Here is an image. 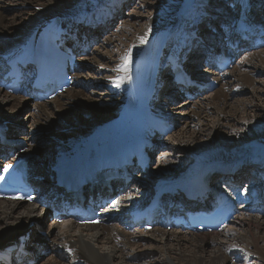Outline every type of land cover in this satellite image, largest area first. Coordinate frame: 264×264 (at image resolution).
I'll list each match as a JSON object with an SVG mask.
<instances>
[{
  "label": "bare ground",
  "instance_id": "1",
  "mask_svg": "<svg viewBox=\"0 0 264 264\" xmlns=\"http://www.w3.org/2000/svg\"><path fill=\"white\" fill-rule=\"evenodd\" d=\"M127 1L128 0H1L0 68L4 62L10 60L22 51H36V47L41 40L42 31L45 29L47 23L51 22L54 18H59L62 21L64 28L62 38H65L66 40L71 39L75 47H77L76 49L85 53V56L90 54L89 59L97 62L95 64H97L98 73V71H101L98 69L100 68V65L98 64L101 61L98 62L95 53V46L93 48V45L96 44L97 41L94 42V37L91 36L87 28L96 24L97 27L94 29V31H96L98 28L105 27V25L109 26L115 21V17L121 8V5ZM131 1L132 0L128 1V3ZM239 1V7L242 6L244 11L248 7L252 6L250 9L251 14L255 13V15H260L261 12H264V7L259 8V4L264 0H238V2ZM10 2H14L17 6L20 4H33V12L30 10L26 12L23 11V9H17L21 6H16L14 9L10 10ZM205 3L206 0H162L157 5L155 12L147 18L148 20L145 26L134 32H126L130 35V38L128 39L129 43H126L127 48H124L119 52V56L116 61L114 59H109L114 62V65H112L111 68L105 69L106 72L109 70H115L114 75H105L107 78L106 80L111 83L114 90L115 100L114 105H112L114 107H108L106 104L98 106L97 100H94L85 94L81 84L76 85L75 83L72 87V84H74L73 82L69 87L71 90L68 88L69 90H64L61 94L56 95L52 100L39 103L35 102L33 98L8 94L0 88L1 104L8 106V109L10 110V108H17L16 102L19 104H28L30 102L33 104L30 113L35 114V118L37 119L36 126L38 129L35 131H31L26 126L24 127L23 124V127L19 128L16 124H14V118L9 115L6 117V120L9 121L8 123L3 119V121H0V125L2 127H7L8 136L11 135L13 131H16L17 134L15 133V137L24 142V145L21 147H25L26 150L16 153L13 158L20 155L26 156L30 164H32V171L35 174L45 176L46 178L48 177L47 179L49 180L53 172L51 167L55 158L61 154H68L71 156L77 152L88 151V149L92 147L100 148L103 143L110 141L108 136L105 138L103 137L111 129L116 127L121 132H124L129 126H131L132 122L128 118V114L132 115L134 118L138 117L144 123L148 122L152 117H159L163 115L166 117L167 115L169 119L175 122V127L180 126L177 133L182 138L186 137V142H188L189 139H192V141H198V132L195 130L193 133L188 130V128L184 127L193 123L192 120L195 116H197V114L206 113L205 111L207 108L206 106L199 104L195 113L190 115L189 118L186 117L185 110L190 108L192 101L196 102V100L193 99L199 98V96L204 93H211L210 95L204 97L206 101L205 103L208 104V106H217L219 103H222L221 106H225L229 95L224 90V87H226L228 80L233 78L230 73L236 63L221 74L206 67H202L203 69L200 68L202 69L200 71L206 74L199 75L198 77L206 81L209 79L216 80L218 82V86L210 92L201 90L194 98H185L183 101L187 103L185 104L186 106L177 108L178 105H175V108H173L171 112L168 111V108L174 103L169 102V96L174 97V94L166 91L167 87L164 83H166L167 74L166 69L163 68H168L171 60H177L180 58L184 60L185 64L190 69L194 68L195 63H192V59L197 57V53L200 51V40L204 38V33H202V36L198 37L193 35V40L190 42L184 37L191 35L192 27L197 24L196 20L201 17V15L200 17L198 16L197 10ZM194 5H198L199 7L193 8ZM254 5L259 6L255 9V7H253ZM23 14H25L26 17L29 16V18L28 21H26L25 27L19 28L17 26L18 21L26 18ZM251 14L250 12L249 14L243 12L239 17L232 20L228 17L221 18L220 20L221 23L224 22V25L227 24L230 30L233 27L232 24L250 20L249 27L256 32L260 33L261 31L263 33L261 38L264 40V17L263 20H254L252 19ZM109 15L112 16L110 22H108ZM101 20H104V22ZM105 22L108 23L106 24ZM207 22L212 23L214 21H211L210 17L207 19ZM104 23L105 25H103ZM209 26L210 25L207 27ZM227 29L228 28L225 29L222 25L218 26V29L215 28V39L220 41V34H223V32ZM148 51H155L157 55V70L154 74L153 84L151 86H148L146 79L143 78L144 73L142 65L138 66L136 64L140 54L145 55ZM256 53L258 56H260L259 53L264 54V52H255L253 54L249 53L250 56L248 59H244L241 62L239 60L244 73L245 71L253 72L251 70L258 69V66H256L253 62V60L256 59ZM125 57H127V63L125 62ZM240 57L241 56H239L238 59ZM77 66L80 71L83 69L84 65L77 60ZM247 66L253 69H250L249 71L247 70V68H249ZM105 71L104 68H102V72ZM76 72L74 75H76ZM240 77V79H235V81L239 80V82L243 84H239L241 86H245V84L252 79L248 73H245ZM84 80L85 84L90 83L88 78H84ZM116 83H119L120 86L116 87ZM145 91H148L146 97L144 96ZM164 92L165 94H163ZM177 94L180 95V93ZM15 96L21 99L18 100ZM68 106L71 108L69 109ZM97 108H99V112ZM175 110L176 113L174 112ZM65 111H69L67 112V115L77 119L79 124L86 123V126H79L80 132L78 136L70 138V140L68 139L67 142H60L56 150L49 156L48 161L46 162V167H39L38 164H40V158L36 156L34 151L32 152L30 150V148L34 145L33 141H35V145L40 146L42 140L39 138V134L41 135L42 133H45L47 131L46 129L49 127L50 129L56 128L55 126H58V124L55 123L56 120L52 117L62 115ZM19 113L20 114L17 115L18 117L23 114V119H27V114L24 115L22 108L19 110ZM176 114H178L177 117ZM180 121L183 122L180 123ZM92 130L93 132L90 133ZM230 130L232 131V129ZM172 134L174 135V129L167 135L166 138L161 140L163 148L160 149L159 154H164L163 151L165 150L164 147L166 145L165 140H169L172 137ZM1 147L2 146H0V153L3 152ZM5 147L6 146L4 145V148ZM14 148L16 149V147ZM17 150L18 149H16V151ZM224 150H222L223 152L218 157L217 155L215 156L217 150L200 151L194 155L195 163L180 169L177 177H168V175L163 174L162 176L154 177L153 182L151 183L152 185L155 183L158 185H167L171 183L179 184L189 180L193 176H197L199 172L209 166L213 169V167H219L222 165H235V163H238L239 165L243 161L244 164L242 166H247V162H250V167L254 158L258 159L259 156H262L263 158L260 159L264 161V152H262L261 155H253L252 153H249L248 148L235 149L234 151ZM235 154H237L236 158L235 156H231ZM252 157L254 158L252 159ZM157 158H154V160H159L158 163L166 162L161 161V158ZM46 160L47 158L45 161ZM239 161H241V163H239ZM170 165H172V163ZM159 167L160 169H167L165 165H161ZM167 167L170 168V171H175L170 166ZM242 169L243 167L239 166V168L231 174L232 179H234L236 173ZM244 169L248 170L246 168ZM245 173L246 172L242 173L241 176ZM174 174H171L170 176ZM239 174L236 176L237 178L240 176ZM55 175H59V173H56ZM230 181L233 182L234 187L238 184L236 179L234 181ZM41 184L42 186L44 185L43 183ZM142 187L143 186H141V188ZM262 188L264 191L263 184ZM219 189H222V187ZM142 192L144 194L146 190L143 189ZM262 195L264 196V192H262ZM5 202L6 203L0 201V246L4 245V243H7V245L0 248V259L13 257L15 253L13 250L18 246L19 241L17 236L27 230V224L30 222L34 223L31 227H29V239L25 242L26 249L30 250V254L26 255L27 257L22 256L21 260L24 261L26 258L33 259L34 264H38L40 259H42L44 252H47V250H49L52 254L55 253V256L51 258L48 257L49 259H46L45 263L42 264H62L60 255H68L66 264H113V261H118L121 264H124V262L130 263V260L133 261V259L138 260V264H141L140 262L143 260L145 261L150 256L149 246L152 245L151 242H156L161 246L160 251L164 250V253L169 255L168 260L171 259L174 261L172 264H230L231 259L229 260V253L232 251L236 253V251H239L238 249L249 251L248 243H251L249 239L242 238L241 241L244 243L243 248L241 245L237 248V250L232 247L226 248L227 246L223 244L224 241L219 239L217 241L215 240V236H219L226 227H223L216 232H207L213 233L212 236L207 235L209 237L206 235L196 236L193 232L182 233L179 229L174 230L160 227L152 229L153 231L156 230L155 233L152 231H144V229L141 228L130 231L125 230L119 223L114 224V218H111L110 216L107 217V221H110L111 223H98L94 226H81L74 222H69L64 223V227L60 228L58 227V223L55 222V220H52V222L46 227L47 234L40 237L41 235H37L36 227L41 226H37L36 222H41L42 224V220L46 219L48 215L47 213H43V215H41L42 212H37V202H33L31 204L24 203L23 201L12 200H6ZM139 202L140 201H137V203ZM23 203L27 205L25 206ZM253 208L254 206L249 203L243 210H247L248 212ZM262 208H264V204ZM130 209L131 208H128L127 210ZM44 212L47 211L45 210ZM256 213L250 212L247 214H253V216L246 219V224L250 227V225L254 223L259 226V230L261 227L260 224L262 223L263 225L264 220L262 221L259 219V221L258 217L263 215V213L258 211H256ZM109 215H112V213ZM261 218L264 219V216H261ZM239 220L238 225L242 227L245 224V221L243 219ZM167 230H171V232ZM228 232H230L228 234L236 238L237 233H233L230 228ZM214 234L216 235L213 236ZM262 235L264 236V233ZM220 236H222V234ZM38 237L42 239L39 240ZM130 240L136 242L133 244ZM255 240L258 243H263L264 237L258 238L255 236ZM32 242L38 243V247L41 250L40 252H36L35 245H31ZM213 242L217 244L215 247H212L214 245H212ZM207 247L211 250V253L208 256H204L203 252ZM258 257L261 262L264 261V253H259ZM164 260L168 262L167 257H164ZM18 261L19 258H15V262Z\"/></svg>",
  "mask_w": 264,
  "mask_h": 264
},
{
  "label": "rangeland",
  "instance_id": "2",
  "mask_svg": "<svg viewBox=\"0 0 264 264\" xmlns=\"http://www.w3.org/2000/svg\"><path fill=\"white\" fill-rule=\"evenodd\" d=\"M128 1L121 5L120 10L118 11L117 16L115 17V21L109 25V28L105 29V27H101V28H98L96 31H94V34L98 36L96 38L97 42L96 44L93 45V48L95 46L96 48L95 53H96V58L98 59V62L101 61L98 64L100 65V68L98 69H100L101 71H98L97 73V64H95L97 62L89 59L90 54L87 56L81 55L78 58V61H80V63L83 64L85 67L83 66V69H81L80 71L76 73V75L74 76V82H76V85L81 84L84 89L85 94H87L94 100H97L98 106L106 104L108 107H114L112 106L114 105V100H115L114 90L112 88L111 83L108 80H106L107 78L105 77V75H114V72H115V70H112V71L109 70L108 72L105 71V69L111 68L112 65H114V62L109 59H114L115 61L117 60L119 56V52L122 49L127 48L126 43H129L128 39L130 38V35H128V33L139 30L140 28L145 26L148 20L147 18L155 12L157 5L162 0H132L130 3H128ZM263 2L264 1H262L259 4L260 5L259 8L264 7ZM9 4H10L9 5L10 10L14 9L17 6L14 2H10ZM239 5H240V1L238 2V0H206L205 4L201 5L200 7L198 5H194L193 8L199 7L197 12H198L199 17L201 15V17L199 18L201 21L205 20L204 17H206L207 19L211 17V21H214L212 22L213 27L218 29V26L222 25L221 20H220L221 18L228 17L229 19L232 20L236 17H239L243 12L248 13V14L250 12L251 14V10L248 11V9H246L244 11L243 7L241 6L242 7L241 9ZM18 6H21V7H18ZM18 6H17L18 7L17 9H23V11H26V12L29 10L32 11L34 8L33 4L32 5L20 4ZM263 14L264 12H261L260 15H255L254 13V14H251V16L255 18L254 20H263V17H264ZM23 15L26 17L25 14ZM255 16H260L261 18L257 19V17ZM28 18L29 16H27L25 19H22V20L20 19V21H18L17 26L19 28L25 27V24H26V21H28ZM206 26H208V24L206 22L205 23L202 22L199 25H197L195 28L192 27L191 34H194L195 36H202L203 35L202 33H204V36H206V39H207V37L210 35L209 31H211V29L210 27H206ZM19 28H16V29H19ZM104 32L106 33L104 34ZM192 37L193 35H189V36L187 35L184 38H187L188 40H190ZM255 52H264V45L257 48L256 50L243 54L239 59H237L238 61L235 62L236 64L234 65L233 70H231V73H230V75H232L233 78H231L232 80L231 79L228 80V82L226 83V87H224V90L229 95L227 97L225 106L224 105L221 106L222 103H219L217 106H208V104L205 103L206 101L204 97L210 95L211 93H204L199 96L200 99L199 98L193 99V100H196V102L192 101L190 108L188 110H185L186 117L189 118L190 115H193L195 111L197 110V106L199 104H202V106H206L207 108V110L205 111L206 113L197 114V116H195L192 120L193 123H190L189 125L184 127V128H188V130H190L191 132L196 130V132H198V135H197L198 141H192V139H189V141L186 142L187 138L186 137L182 138L177 133L179 131L180 126L175 127L174 135L172 134V137L169 140L168 139L165 140L166 145L164 144L165 145L164 147L165 150L163 149L164 154H161V156L157 155L155 157L157 158L159 156L157 159L161 158L162 159L161 161L163 162L166 161L165 162L166 164L168 162L170 164L172 163V165H170L169 163L167 165L165 163H158L159 160L156 161L153 158L152 161L153 160L154 161L153 163H151V167L148 169V171L146 172V176L143 179L145 181L143 182L140 181L139 185L140 184L142 185H140V187L139 185L137 186V188L141 191L140 193L137 194V197L142 198L144 196L142 192L143 189L146 191L147 190L149 191V189L153 187L151 182H153L154 177H159V176H162L163 174L168 175V177H173V176L177 177L180 169L184 168L187 165L190 166L191 164L195 163L194 155L200 151L217 150V153L215 154V156L217 155V157L220 156V154L223 152L222 150L224 149H226L227 151H234L235 149L248 148L249 153H252L253 155H257V154L261 155L262 152H264V54L259 53L260 56H258L256 53L257 55L255 57L256 62L255 60H253V62L255 63L256 66H258L257 70H251L253 72L245 71V73L250 74L251 76L250 78H252L247 84H245V86L239 85V84H242L241 82H239V80L235 81V79H240L241 78L240 76L245 74L243 67L241 68L240 62L244 59H248L250 54H253ZM261 58L263 61L261 60ZM102 68H104L105 72H102ZM200 68H198L197 71L200 72V74H203V72L200 71L203 68L202 69ZM163 69H166V67H164ZM250 69H253V68L251 67L247 68V70L249 71ZM84 78H88L90 80V83L85 84ZM167 83H168V80H166V84ZM255 91H258V92H255ZM173 96H174L173 97L174 99L178 98L176 94H174ZM16 98L18 100L21 99L18 97ZM183 100H185V97L178 98V100H176L174 104H172L168 108V111L171 112L173 108H175L174 107L175 105H178L177 108H182L186 106L185 104L187 103L184 102ZM16 103H17V108L15 109L10 108V110L8 109V106H5L0 103V121L6 120V117H8L9 115L14 118V121H15L14 124H16V126H18L19 128L23 127L24 125V127L26 126L31 131L37 130L38 127L36 126L37 119L35 118V114L30 113L33 104L30 102L28 104L27 103L19 104L18 102ZM21 108L24 111V115L27 114V119H23L22 117L23 114L20 117L17 116L18 114H20L19 110ZM68 108L70 109L71 107L68 106ZM98 109L99 108H97V110ZM67 112L69 111H65V113H63L62 115H56V117L55 116L52 117L54 120H56L55 123H57L58 126H55L56 128H53V129H50V127L47 128L46 129L47 131L41 134L42 136L39 134V138L42 140L40 146L35 145L36 143L35 141H33L34 145L30 148V150L32 152L34 151L36 153V156L40 158L41 161H40V164H38L39 167H42V168L46 167V162L48 161L49 156L56 150L60 142H63V141L67 142L68 139L70 140V138H74L78 136L80 132L79 126L80 125L86 126V123L79 124L77 119H75L74 117L72 118L71 116H68ZM174 112L176 113V110ZM177 116L178 114H176V117ZM6 122L8 123L9 121L6 120ZM182 122L183 121H180V123ZM230 129H232V131ZM13 133H11L9 137L11 136L15 137V135L17 134L16 131H13ZM231 156H235L236 158L237 154L231 155ZM46 158L47 160L45 161ZM253 158L254 157H252V159ZM259 158H263V157L259 156ZM226 161H230V160H226ZM160 164L165 165L167 169L165 168L160 169L159 167L161 166ZM235 164H238V163H235ZM258 165L259 164L257 162V159L254 158V165L252 167L250 166L251 168L249 166L246 167V169L248 170H245L243 168L241 171L237 172L236 175L234 176V179L232 180L234 181L236 179L237 183L242 181V184L247 183V182H252L253 180L257 181L258 180L257 176H260L261 173L255 172L253 174L252 169H255ZM167 166H170L175 171L174 172L170 171V168ZM244 172L246 173L241 176V174ZM171 174H174V175L170 176ZM238 174L240 176H238L237 178L236 176ZM141 186L143 187L141 188ZM124 195L125 196H124L123 204H128L129 206H132V203L134 202V199H135L134 195H132V193H125ZM1 202L6 203L5 201H1ZM24 205L26 206L27 204H24ZM37 212L40 213L39 209L37 210ZM48 214L49 213H47V215ZM247 214H248L247 211H240V213L236 215V218L232 220L228 224V226L221 232L222 236H220L221 234L219 236H215L216 234L213 235L215 236L216 241L218 239L224 241L223 244L227 246L226 248L232 247L233 249L236 248V250L240 245L242 248L244 247L243 246L244 243L241 241L242 238L249 239V241L251 242V243H248L249 251H252L253 253L249 251H245L243 249L241 250L238 249L239 251H236V253L232 251L229 253L230 254L229 260L231 259L230 261L232 262V263L230 262V264H264L263 263L264 261L262 260L263 262H261L260 258L258 257L259 253H264V242L258 243L255 240V236L258 238L264 237L262 235L264 233V224L263 225L262 223L260 224L261 227L259 230H258L259 226H257L254 223H252V225L248 227L246 224L247 223L246 219L250 216H253V214L251 215H247ZM41 215H43V213H41ZM261 216H264V214ZM261 216L258 217V220L260 219L263 221L264 219L261 218ZM239 219H243L245 221V224L242 227L238 225L240 221ZM51 222L52 220H49V215H48L46 219L42 220V224L41 222L40 223L36 222V223L39 226H41L40 227V229H42L41 231H44L46 235L47 234L46 227ZM58 227L63 228L64 223L63 222L58 223ZM229 228L230 230H232L233 233L235 234L237 233L236 238L228 234L230 233L228 232ZM39 231H40L39 227L36 228V232L38 236H40ZM151 231L153 233L156 232V230L154 231L151 230ZM167 231L171 232V230H167ZM193 233L196 236H204V235L212 236L213 234V233H207L204 231L193 232ZM38 239L40 240L42 238L38 237ZM131 240L130 242L133 244L134 242H136V241L133 242ZM215 242L212 243V245L214 244L212 247H215L217 245L216 244L217 242L216 243ZM151 244L152 245L149 246L150 256L145 261L143 260L144 262L143 261L140 262L141 264H172L174 262L171 259L168 260L169 255L165 254L164 250L160 251L161 246L158 243L151 242ZM35 247H36V244H35ZM35 250L36 252L41 251L37 247ZM210 253H211V250H209V248L207 247L205 248L203 255L208 256ZM53 256H55V253L52 254L49 250H47V252H44L42 259H40L38 264L45 263L46 259H49ZM60 257H61L60 258L61 263L66 264L68 260L66 256L60 255ZM164 257H167L168 262L164 260ZM129 258H132V257H129ZM137 261L138 260L133 259V261L130 260V263L138 264ZM130 263L124 262V264H130ZM113 264H121V263L118 261H113Z\"/></svg>",
  "mask_w": 264,
  "mask_h": 264
},
{
  "label": "water",
  "instance_id": "3",
  "mask_svg": "<svg viewBox=\"0 0 264 264\" xmlns=\"http://www.w3.org/2000/svg\"><path fill=\"white\" fill-rule=\"evenodd\" d=\"M92 132H93V130H92L90 133H92ZM90 133H89V134H90ZM27 227H28V225H27ZM28 229H29V227L27 228L26 231H24L23 233L19 234V236L24 235V234L28 231ZM19 236H17V238H18ZM11 242H12V241H11ZM6 245H7V243H4V245L0 246V248H1V247H5Z\"/></svg>",
  "mask_w": 264,
  "mask_h": 264
},
{
  "label": "snow or ice",
  "instance_id": "4",
  "mask_svg": "<svg viewBox=\"0 0 264 264\" xmlns=\"http://www.w3.org/2000/svg\"><path fill=\"white\" fill-rule=\"evenodd\" d=\"M142 42H143V41H142ZM125 62L127 63V57H125ZM119 86H120L119 83H116V87H119ZM9 167H11V165L6 166V167L4 168V171H7Z\"/></svg>",
  "mask_w": 264,
  "mask_h": 264
}]
</instances>
